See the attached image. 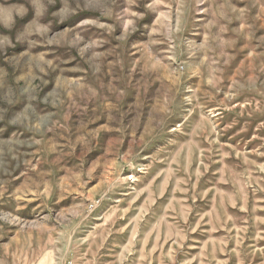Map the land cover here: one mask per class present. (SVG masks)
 Here are the masks:
<instances>
[{"label":"rangeland","instance_id":"rangeland-1","mask_svg":"<svg viewBox=\"0 0 264 264\" xmlns=\"http://www.w3.org/2000/svg\"><path fill=\"white\" fill-rule=\"evenodd\" d=\"M0 264H264V0H0Z\"/></svg>","mask_w":264,"mask_h":264}]
</instances>
